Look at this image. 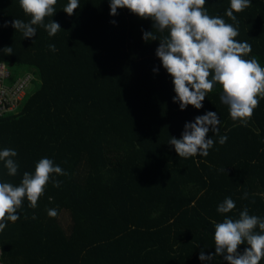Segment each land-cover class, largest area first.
Wrapping results in <instances>:
<instances>
[{
	"label": "trees",
	"instance_id": "obj_1",
	"mask_svg": "<svg viewBox=\"0 0 264 264\" xmlns=\"http://www.w3.org/2000/svg\"><path fill=\"white\" fill-rule=\"evenodd\" d=\"M67 3L55 5L52 19L61 26L55 36L38 26L32 38L10 24L0 27V62L13 70L8 84L29 74L42 81L17 110L0 117V150L15 149L19 163L10 177L0 161V182L19 185L23 173L34 172L45 157L68 173L57 177L59 188L47 184L35 209L25 199L20 219L0 232L3 261L208 264L198 256L201 249L206 255L215 251L214 223L224 219L216 209L225 197L236 203L227 214L233 219L245 206L250 215L264 217V99L246 127L231 119L220 85L201 109L189 105L182 111L173 102L172 77L155 55L159 41L142 39V30H153L151 20L126 8L111 16L109 0H79L69 16ZM205 7L210 16L233 23L225 15L230 0H206ZM234 14L236 39L252 46L246 58L255 56L264 66V0H251ZM14 19L30 17L19 0H0V25ZM5 46L12 55L2 52ZM208 111L217 113L226 143L210 131L215 143L206 157H179L170 136L181 138L185 123ZM52 208L55 218L48 216ZM211 264L227 262L217 256Z\"/></svg>",
	"mask_w": 264,
	"mask_h": 264
},
{
	"label": "clouds",
	"instance_id": "obj_2",
	"mask_svg": "<svg viewBox=\"0 0 264 264\" xmlns=\"http://www.w3.org/2000/svg\"><path fill=\"white\" fill-rule=\"evenodd\" d=\"M19 4L30 20L5 21L0 27L10 24L24 38L36 36L37 26L43 27L50 37L61 30L60 24L52 19L57 0H19ZM109 5L111 16H117L118 9L126 8L138 18L152 21L153 30H142V39L146 42L159 41L155 55L172 77L176 93L173 102L179 104L180 110L189 105L201 109L208 93L220 85V99L228 106L231 119L241 126L248 125L254 109L264 99V66L255 56L246 58L252 53V46L247 41L236 39L239 20L234 13L249 8L251 0H230L225 15L233 23H227L219 15L210 16L205 7L206 0H109ZM79 7V0H68L63 11L71 16ZM46 18L50 19L46 22ZM157 32H167V35L158 37ZM48 47L50 51H56L54 44ZM2 52L12 55L13 49L5 46ZM153 71L158 72V69ZM219 124L217 113L208 111L196 116L194 121L186 122L181 138L170 136L168 144L181 158L206 157L215 143L212 137L208 138L210 131L219 137L220 144L227 141V136L219 135ZM17 156L15 149L0 150V161H3L10 177L18 174ZM66 175L68 173L60 165L45 157L36 163L34 172L23 173L19 185L0 182V232L8 222L15 223L20 219L18 212L25 199L29 202L28 207L35 209L47 184L51 181L53 187L59 188L62 181L57 177ZM247 197L245 192L242 198ZM235 208L236 203L231 197H225L218 204L216 210L224 215V219L214 223L215 251L206 255L201 249L200 261L211 264L217 256L227 264H261L264 260V217L250 215L245 206L239 217L233 219L227 214ZM57 215V209H48L49 217ZM32 218L36 219L35 216ZM243 244L248 247L241 253L238 249Z\"/></svg>",
	"mask_w": 264,
	"mask_h": 264
},
{
	"label": "built area",
	"instance_id": "obj_3",
	"mask_svg": "<svg viewBox=\"0 0 264 264\" xmlns=\"http://www.w3.org/2000/svg\"><path fill=\"white\" fill-rule=\"evenodd\" d=\"M12 71L7 63L0 62V117L5 112L17 110L27 95L28 87L34 81V76L29 74L20 77L15 83L8 84V80L12 79ZM2 255L3 252L0 249V264H6Z\"/></svg>",
	"mask_w": 264,
	"mask_h": 264
},
{
	"label": "rangeland",
	"instance_id": "obj_4",
	"mask_svg": "<svg viewBox=\"0 0 264 264\" xmlns=\"http://www.w3.org/2000/svg\"><path fill=\"white\" fill-rule=\"evenodd\" d=\"M16 69H21L20 67H16ZM21 70H24V69H21ZM42 87V81L40 79V77L38 76L37 78H34V81L33 83L30 85V87H28L27 89V93L28 94H32L34 93L36 90H38L39 88ZM63 222L66 223L68 222L69 223V219H67L65 216L63 218Z\"/></svg>",
	"mask_w": 264,
	"mask_h": 264
}]
</instances>
